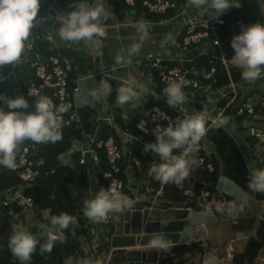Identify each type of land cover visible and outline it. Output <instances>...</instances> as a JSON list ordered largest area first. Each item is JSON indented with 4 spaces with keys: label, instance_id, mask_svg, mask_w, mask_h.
<instances>
[{
    "label": "built area",
    "instance_id": "1",
    "mask_svg": "<svg viewBox=\"0 0 264 264\" xmlns=\"http://www.w3.org/2000/svg\"><path fill=\"white\" fill-rule=\"evenodd\" d=\"M123 1L129 7L123 12L125 21L120 22L116 20L117 23H115V26L135 28L133 25L136 21H144L148 26L147 30L163 37L162 42L156 44L158 50L156 54H148L138 65L145 69L149 74V79L159 83L161 88L168 81L180 80L184 82L183 92L185 99L181 105L169 107L165 103L163 95L160 93L157 94V96H153L151 93L144 95L143 89L136 88L133 84L129 85L138 92L141 98L139 105L136 108L130 107L128 114H124V112L120 113V115H118L119 118L111 113L99 115L95 119V134L85 136L82 141H73L70 149L66 153L60 155L58 160L59 164L65 166L67 162L70 161L72 154H80L78 163L82 166L88 165L85 169V175L88 181L87 193L90 196L93 197L95 195V191L102 183L104 187L109 185L116 186L134 202L133 206L130 208L120 212H110L107 218L104 221H100L98 225L93 226L85 222V229L88 232L86 241L81 246L74 248L70 254L76 257L90 256L96 259V261L100 259L101 261L99 260V264H114L119 257L123 258L127 252L156 251L157 256L154 264H157L163 249L153 247L152 245L139 246L138 243L133 247H114L111 244L112 238L122 234L121 232L124 224H128L129 226L132 213L139 212L142 214L144 210H159L162 212L167 209H173L181 211L182 214H180V218L174 220V222H183V231L185 225L192 219V216L205 213L210 209L208 206L211 200L209 201L207 199L210 195L207 187H210V184L205 183L203 189L199 191L197 196V209L186 206L177 208L163 206L164 187L167 183H161L156 180L149 173V169L147 174L141 177V188L138 189L134 186L135 182L131 172L134 169H139L140 161L131 158L124 161V157L131 156L133 152L131 150L132 147L142 148L143 143L139 142V138L129 134L126 128L130 125L132 120L136 118L134 124L135 129L142 135L148 136L157 125L164 126L166 123L172 120L182 119L186 115L203 112L207 113L210 118H215L217 115H222L226 110L234 108V114L236 116H245V131L248 137L254 141L259 139H263L262 141H264V114L260 111V109H264V102L262 100L259 103H252L249 100L250 95H248L250 91L256 93V90L264 89V75L252 82L240 78L237 81H230L226 87L214 88L218 81L216 75L219 70L227 74L230 80L231 75L228 74L229 68L232 66L237 68L239 66L236 65L232 57L226 56L224 48L218 39V33L221 27L225 25L223 14L219 17L210 18L207 16L206 4L201 5V7H195L192 4V0H185L179 3L170 0H144L141 6L145 12H142L138 19H134V1ZM95 2L102 3L105 9H107L106 4L102 0H95ZM146 12L158 16L166 15L168 12H173V14L168 19L153 22L144 20V14ZM44 15L41 20L45 19ZM49 35L50 34L47 32L38 33L31 29L26 50L15 62V65H9V70L5 79L8 80L16 77V64H28L29 68L34 72L36 81L29 84L26 92L27 98L34 100V97L28 95V92L36 90L39 94L48 96L53 101L54 105L69 104L70 107L68 110L62 114V127H69L73 124H79V110L81 108L91 106L88 103L89 94L83 93L82 86L84 85L81 83L87 80L93 81L98 86V94L105 96L107 93L105 94L103 92L102 84L104 82L109 84L108 77L106 71L102 70H98L95 74L80 75L75 70L69 58L51 56L46 61H43L40 53L36 51L35 47L42 42L51 46L53 41L48 39ZM201 57L206 61L202 66L199 61ZM223 70L225 72H223ZM119 81L125 82L124 80ZM7 97L14 96L0 86V101ZM222 101H224V104L222 108H219V104ZM257 105L259 107H257ZM0 107H5V110H7L2 102H0ZM170 109L174 115L168 113ZM163 114L167 115L168 120L164 119ZM140 121H145L144 127L147 131H142L137 127ZM209 126L210 120L206 127L209 128ZM224 127L228 134L233 139L237 140V131L234 126L231 125L230 122H226ZM105 128H108L107 137L105 139H98L97 136L99 132L101 129ZM116 135L120 141V145L116 143L114 137ZM244 142L245 143L241 144L239 141V151L244 159L249 161L244 156L242 148L243 146L250 147V145L246 140H244ZM82 145H84L85 148H82ZM32 148L33 144L28 140H24L19 145V150L17 152V175L23 185L17 188L13 187L0 191V209L10 210L8 222H13L18 214L28 213L36 209L32 194L27 193L25 190L26 187L31 185L40 175L43 160L39 158L35 161L29 157V152ZM98 151L105 156V160L109 166V170L102 174L101 181L96 177ZM212 152L213 146L207 142L205 134L197 145V151L194 154L195 163L192 168L197 172L206 170L211 172L213 170V165L211 162L207 161V158ZM146 155L150 158L149 166L154 162H158L154 154L146 153ZM256 159L264 166V151L260 155H257ZM121 164L126 165L125 182L117 177L121 172ZM49 173H54V170L50 169ZM193 180L194 175L193 172L190 171L189 175L185 178L188 188L183 191L184 196L193 195ZM169 183L172 182H168V184ZM69 192L73 199L79 196V190L74 184L69 186ZM218 194V199L222 207L231 206L223 200L222 194L219 192ZM74 207L76 215L83 221H86L87 219L83 214V208L76 204ZM43 212L47 214L46 218H49V210ZM126 212L128 213L127 216H125ZM116 215H119V217L117 218ZM0 218H2L1 213ZM258 218L259 221H261L262 213L259 214ZM140 221L142 224V215L140 216ZM144 221V223L153 222L148 218ZM195 222L196 223L192 225V230L188 233L190 237V242L188 244L198 242L203 244L206 239H208V221L205 218H198ZM119 223H121V229ZM182 231L166 233L167 236H169V238H167V247L185 244L178 242ZM159 233L165 234L161 231ZM57 244L58 242L54 247H56ZM7 249V237L2 238L0 232V264L4 261L3 250ZM218 263L233 264V252L230 247L224 250L223 257L220 258ZM5 264H21V262L15 256L11 255ZM130 264L137 263L130 261ZM252 264H264V251H260L257 254Z\"/></svg>",
    "mask_w": 264,
    "mask_h": 264
},
{
    "label": "clouds",
    "instance_id": "2",
    "mask_svg": "<svg viewBox=\"0 0 264 264\" xmlns=\"http://www.w3.org/2000/svg\"><path fill=\"white\" fill-rule=\"evenodd\" d=\"M195 7L206 4L207 16L219 17L230 7H240V0H192ZM40 0H0V66L13 64L26 50L27 40L34 21L38 16ZM50 9V8H49ZM49 12V10H48ZM47 12V13H48ZM46 13V14H47ZM45 17V15H44ZM58 25L55 32L49 35L50 41L57 38L66 42L99 39L105 36L106 23L109 15L102 3L95 0H73L71 10L57 12L54 16ZM35 27V26H34ZM140 33L139 42L127 48V56L135 55L143 40L148 36V26L144 21H136L133 25ZM233 50L232 59L241 69V78L245 81H255L264 74V24L251 23L242 26L237 34L229 41ZM117 64L126 63L121 54L115 56ZM184 82L180 80L168 81L160 90L165 103L169 106L181 105L184 102ZM103 92L110 91L109 84H102ZM144 95L154 90L143 89ZM33 96L31 109L24 95L3 98L5 107H0V166L15 169L18 166L17 152L24 140L34 143H55L62 139L63 113L69 104L54 105L53 101L38 91L28 92ZM93 98L98 93L92 91ZM141 98L131 86H122L118 90L117 102L129 104L136 108ZM135 102V103H133ZM164 119L168 120L166 114ZM221 127L227 118L217 115L210 118L207 113L197 112L186 115L182 119L172 120L164 126L157 125L151 131L154 139L143 144L144 153L154 154L158 162L152 163L149 173L161 183H181L188 175L195 163L194 154L197 145L208 131L206 125ZM145 121L137 125L142 131ZM22 162V161H21ZM247 187L255 192H264V167H253L248 173ZM133 200L116 186H101L95 195L84 201L83 214L93 221H104L110 212H120L133 206ZM75 216L60 212L50 215L47 223L39 225L46 241L40 247L41 253L51 252L57 242L66 239L65 229L76 224ZM153 247L166 249L168 240L163 235L149 238ZM38 238L29 231L21 221L12 224L7 237V246L13 256L21 264H27L31 255L37 249ZM62 264H99L90 256L76 257L72 254L63 257Z\"/></svg>",
    "mask_w": 264,
    "mask_h": 264
},
{
    "label": "trees",
    "instance_id": "3",
    "mask_svg": "<svg viewBox=\"0 0 264 264\" xmlns=\"http://www.w3.org/2000/svg\"><path fill=\"white\" fill-rule=\"evenodd\" d=\"M64 3L71 0H60ZM107 7V11L110 13L111 18L117 21H124L125 17L123 12L125 9L129 8L123 0H102ZM135 12L134 19H138L142 12L145 10L142 8L141 3L144 0H133ZM172 2H183L185 0H170ZM131 9V8H130ZM173 12H168L166 15L158 16L152 13H145L144 20L157 22L159 20L168 19ZM223 19L225 20V25L221 27L218 33V39L220 40L226 56L232 57L233 50L229 45V41L234 34H237L242 26L251 24V23H261L264 24V15L260 7V0H240V7H230L223 13ZM34 32H38L35 27H32ZM36 51L40 53L43 61H46L51 56L69 58L74 64L80 59V56L71 50H56L47 43H39L35 47ZM200 65L202 66L205 63L204 58H200ZM16 77L15 85L18 88L17 95H24L29 102V110L31 109L33 99H29L26 96L27 88L29 84L33 81H36L33 70L29 68L28 64L18 63L16 64ZM223 72H225L223 70ZM241 69L239 67H230L229 76L225 73H217L218 81L215 84L214 88L226 87L230 81H237L241 78ZM262 74L261 76H263ZM260 76V77H261ZM110 91L105 95L101 96L98 94V98H93L92 106H86L79 110V124H73L69 127H62V139L55 143H34L33 148L29 152V157L32 160H38L41 158L43 160V165L41 167L40 175L35 179V181L26 187V192L31 193L34 199V204L36 209L40 211L49 210V217L52 214H59L60 212H67L77 219L78 231L75 234H81L87 236V230L85 229V222L76 215L74 205H79V207H84V201L92 198L87 193V179L85 175V169L88 165H80L78 163L79 153L72 154L70 161L76 164V168H71L68 164L60 165L59 157L60 155L66 153L73 141H82L87 135L95 134V119L99 115L113 114L115 116L120 115V109L115 106L117 102L118 89L115 87L113 81L109 82ZM258 93L259 99H264V89L256 90ZM250 94L249 97H251ZM224 101L219 104V108H222ZM233 107V106H232ZM257 107H259L257 105ZM234 108L226 110L222 115L227 118V122L234 126L237 131V134L245 131V116H236L234 114ZM261 113L264 114V109H260ZM169 114L174 115L172 110L168 111ZM119 118V116L117 117ZM136 118L132 120L130 125L126 128V131L132 136L139 138V142L145 143L154 139L153 135L148 136L142 135L135 129ZM223 126L215 127L209 126L208 131L206 132V140L213 146V152L207 158V161L211 162L213 165V170L197 172L191 166L190 171L194 175V184L192 187V196H184L183 191L188 188V184L185 179L179 183H167L164 187V201L163 206L165 207H189L192 209H197V196L199 191L203 189V185L206 183L210 184V187H207L210 195L207 198L209 201L214 199L219 202V194L215 190L216 182L220 176L225 177L230 180L234 185L240 188L245 192L250 198L256 199L257 201H264V196L261 195V192H255L250 190L247 187L248 182V173L250 171L249 161L245 160L241 152L239 151V141L233 139ZM246 132V131H245ZM247 134V133H246ZM108 135V128L101 129L98 139H105ZM115 140L118 145L120 141L116 136ZM27 140V139H26ZM246 140L251 149H257V141L251 140L248 135ZM256 147V148H253ZM262 148V147H260ZM131 156L124 157L126 161L128 158L137 159L140 161L139 169H134L131 172L132 177L134 178V186L138 189L141 188V177L144 174H147L150 158L147 157L146 153L142 151L140 147H132ZM262 153V152H261ZM261 153L257 152V155ZM253 158V161L260 166L259 160ZM125 166L121 164V172L117 175L119 179L123 182L126 180V171ZM50 169L54 170V173L50 174ZM109 170V166L105 160V156L98 151V165L96 177L101 181V176L104 172ZM18 167L15 169H8L3 166H0V191H4L9 188H17L23 185L18 175ZM76 185L79 190V196L72 198L69 192L70 185ZM102 186V183L99 185ZM223 200L228 204L232 205L234 199L230 196L223 195ZM262 219L259 221V225L255 230V234L252 237H249L245 242L244 248L240 253L233 254V264H252L254 258L260 251H264V207L262 209ZM216 216V215H215ZM49 218H45L44 223L48 222ZM243 219V218H242ZM242 219L236 220L232 224V230L234 232H249L251 228H245L242 224L245 219H251L249 216ZM249 220V224H250ZM72 224L69 225V229H65L66 236H69L71 233ZM37 234L39 243L37 245L36 251L31 255L30 261L27 264H62V259L56 260V247L52 251L41 253L40 247L46 241L45 237L41 236L40 227H36L33 230ZM196 253L203 255L204 250L202 243H190L182 245H174L163 249L157 264H185V261L181 259L185 254ZM4 261L2 264L11 257V252L3 250Z\"/></svg>",
    "mask_w": 264,
    "mask_h": 264
},
{
    "label": "crops",
    "instance_id": "4",
    "mask_svg": "<svg viewBox=\"0 0 264 264\" xmlns=\"http://www.w3.org/2000/svg\"><path fill=\"white\" fill-rule=\"evenodd\" d=\"M44 18L45 19L42 20L41 23H39V25L36 26L35 28L37 30H39L38 33L47 32L51 35L55 32L58 25L55 22L54 16H52V14L50 12L48 14H46ZM105 23H106L105 36L102 38H99V39H92L91 40V45L93 46L92 50L99 53L98 56H95V59L97 61L98 70L106 71V75L108 77V82L113 81V83L115 84V87L118 90L122 86H129V85L133 84L136 88H141V89L148 88L149 90H154L157 94H159L160 90H161L159 83H157L154 80L151 81V79H149V74L146 71H145V76H143L142 73L140 72L141 66H139L138 63L143 61L148 54H156V52L158 51L156 44H158V42H162L163 37H161L160 35H157L154 32H151L150 30H148V36L152 38L151 39V45H152L154 52L153 53L152 52L140 53V56H142L144 54L145 55L140 57L139 59H138V57H134L135 58L134 59L133 56H131V58L129 56H127V48L132 43L139 42L140 33H138L135 28H124V27L115 26V23H117V21L112 19V18L105 21ZM87 41L88 40H82L79 42H66V41H61L57 38L55 41H53V44L51 45V47H52V49H56V50H71V51L75 52L77 55H79L80 59L77 61L76 64H74L71 59L70 60L73 63L75 70L80 75L84 76L85 74H83L80 71L78 64L88 53H89V55L92 53L91 51L88 52L84 49V47L88 44ZM122 50H123V55H124L127 62L117 64L116 60H115V56L118 54H121ZM101 61L104 62V64H105L103 67L100 65ZM9 65L10 64H5V65L0 66V86H2L5 90H7L13 96H16L17 92H18V88L15 85V78L8 79V80L5 79L7 76L8 70H9ZM132 66L135 67V69H134L135 74H138L139 77L141 78V80H142L141 83L137 82L136 77L133 74L128 76L127 79L123 78V76H122L123 70L126 68H129V67L131 68ZM119 80H124L125 82L121 81L122 84H118L117 82H120ZM87 81H89V80H87ZM87 81L82 82L81 84L84 85V86H82L83 91L85 93L89 94L88 95V99H89L88 103H89V105L92 106L93 96L91 95V92L94 91V85L97 89H98V86L96 85V83H94V85H93V83H91L92 81H89V83ZM117 84L120 87L117 86ZM257 94L258 93H254L250 97L253 100L257 99V101H255L254 103H259L260 101L263 100V99H259ZM133 103H135V102H133ZM139 103L140 102H138V105H139ZM129 107H130V105H129ZM98 129H99V127H98ZM262 167H264V166H262ZM216 190L220 194H223V195L225 194L227 196H230L231 198L234 199V202L231 206H229V207L225 206L226 207L225 208V207L221 206L220 202H218L216 200H211L209 202V206H208L210 209L207 212L199 213L196 216H192V218H194V221H197L198 218H205L208 221V225H207L208 239H206V241L202 244V247H204V245L206 246L207 243H211L210 244L211 248L209 250H206L205 253H203L200 264L202 263L205 255L209 252H210V258L211 259H213L214 261H217V262L220 260V258L217 255V250L220 248L218 246L219 245L218 243H220V242L225 243V245L223 246V251H222L221 257H223L224 250L227 247H230L232 249V247H233L232 244L234 242H235L234 249H243L245 242L244 243L240 242L241 241L240 237L247 236V238H248V237L254 236V234H255L254 231L257 228V226H255L252 230V233H250L251 230L247 233L246 232H232L231 226H230L231 225L230 221H232L233 219H236V220L239 219V215L243 211L244 207L247 208V206L249 205L250 197L245 192H243L240 188H238L236 185H234L230 180L226 179L225 177H220L217 180ZM258 202H262V209H263L264 201H258ZM173 208H177V207H173ZM222 214H223V216L225 215L223 218H222ZM242 216H240V219L243 218ZM256 216L259 217V214ZM116 217L118 218L119 215H116ZM86 219H87V217H86ZM95 223H97V224H93V226L98 225L100 223V221H97ZM213 225H215V226H213ZM209 226H213V227L209 228ZM121 228L122 227L120 225V229ZM190 231L191 230L185 232L184 235H180V237L182 239L179 238L178 242L188 244L190 242V237L188 235V233ZM250 234H252V236ZM221 235H222V238L221 237L219 238L218 236H221ZM220 239H222V241H220ZM85 241H86V239H85ZM212 246L219 247V248L218 249H212ZM232 252H233V250H232ZM233 254H234V252H233ZM97 261L99 262V260H97Z\"/></svg>",
    "mask_w": 264,
    "mask_h": 264
},
{
    "label": "rangeland",
    "instance_id": "5",
    "mask_svg": "<svg viewBox=\"0 0 264 264\" xmlns=\"http://www.w3.org/2000/svg\"><path fill=\"white\" fill-rule=\"evenodd\" d=\"M64 5V2L63 1H60V0H56V2L50 7L49 9V12L52 14V16H55V14L57 12H62V6ZM260 7H261V10L263 12V15H264V0H260ZM107 11V10H106ZM48 12V13H49ZM47 13V14H48ZM108 15H109V19L111 18V15L110 13L107 11ZM126 31V30H125ZM151 37L147 36L142 44H141V47H140V50L135 54L133 55V58L134 57H138V59L142 56H140V53H145V52H154L153 48H152V45H151ZM92 40V39H91ZM91 40H88V44L84 47V49L86 51H91L92 53L89 55V53L79 62L78 66L80 68V71L85 74V75H89V74H95L97 71H98V68H97V61L95 59V56H98V52H95L93 51V46L91 45ZM133 44V43H132ZM131 58V56H130ZM135 59V58H134ZM100 65L103 67L105 64L104 62H100ZM134 69L135 67L132 66L131 68H126L123 70L122 72V76L123 78L127 79L128 76H130L131 74L135 75L136 77V80L137 82H140L141 83V78L139 77L138 74H135L134 72ZM140 72L142 73L143 76H145V69H143L141 67L140 69ZM91 81V80H89ZM89 81H87L89 83ZM91 83H93L94 85V82L92 81ZM118 84H122L121 82H117ZM117 84V86H119ZM139 84V83H138ZM120 87V86H119ZM94 91H96L98 93V89L95 87L94 85ZM85 94V92H83ZM250 94H254V92L250 91L248 93V95ZM250 102L254 103L255 101H257V99H251L249 98ZM263 102H264V99H263ZM115 106L118 107L120 109V112L124 114H128L130 110V107H129V104H119L118 102L115 103ZM236 134V133H235ZM238 136V139L240 140V143L243 144L245 143L244 142V139L247 138V134L245 131L243 132H240L237 134ZM263 139H259L257 141V149H250V147H246V146H243V154L244 156L249 160V166H250V170L253 168V167H262L260 165H258L257 163H254L253 161V158L257 156V152L258 153H261L264 151V141H262ZM262 147V148H260ZM82 148H85L84 145H82ZM253 148H256V147H253ZM67 164L75 169L76 168V164L71 162V161H68ZM261 195L264 196V192H261ZM9 211L10 210H3V209H0V213L2 214V218H0V232H1V237L2 238H5V237H8V235L10 234V227L12 224H15L16 222L18 221H21L24 226L29 230L31 231L34 235L37 236L38 233H35L33 230L34 228L36 227H39V225L41 223H44V218L47 217V214L43 211H40V210H37L35 209L34 211H31V212H26V213H22V214H18L15 218H14V221L13 222H8L9 220ZM262 212V202H258L256 199L253 200V198H250L249 199V205L247 206V208L244 207L243 211L240 213L239 215V219H240V216L244 218L246 217H250L251 219H245L244 222H243V226L245 228H251V232L252 233V230L255 226H258L259 225V219H258V214H260ZM225 216V215H224ZM223 214H222V218L224 217ZM242 219V220H243ZM249 220L250 221V224H249ZM236 222V219H233L232 221H230V226H231V230H232V222ZM84 222H87V224H90V225H93V224H97L95 222L97 221H93L91 220L90 218L87 217V220L84 221ZM196 222L194 221V218H192L187 225H185L181 235H184L185 232L189 231V230H192V225H194ZM121 225V223H119V226ZM215 226V225H213ZM213 226H209V228H212ZM219 226V225H218ZM78 225L77 224H72V227H71V233L69 236H66V239L64 242L62 243H58V246L56 247V260H60L62 259L63 260V257L66 256V255H69L72 250L76 247H79L81 246L83 243H85V239L87 236H83L81 234H75L76 231H78ZM256 230V229H255ZM42 231V230H41ZM232 232H234L232 230ZM255 232V231H254ZM245 234V233H244ZM252 236V234H250ZM41 236L45 237V235L43 234V232L41 233ZM219 238L221 237L222 238V235L221 236H218ZM181 238V237H180ZM249 238V237H248ZM247 236L245 237H240L241 241L240 242H246L248 240ZM46 239V237H45ZM182 239V238H181ZM232 239V238H231ZM220 241H222V239H220ZM210 244L211 243H207L206 246L204 245L203 247V250H204V253L206 250H209L211 247H210ZM219 247H215V246H212V249H218L217 250V255L219 258H221L222 256V251H223V246L225 245L224 242H220L218 243ZM234 244L235 242L232 244V250L234 252V254L236 253H240L241 250L243 249H234ZM244 247V246H243ZM242 247V248H243ZM203 255H199V254H196V253H191V254H185L184 256L181 257V259L183 261H185V264H200V261H201V258H202ZM105 257V255H104ZM104 259V258H103ZM96 260V259H95ZM100 260V259H99ZM101 261V260H100ZM117 264H126V262L124 261V259L122 257H119L116 261ZM201 264H219L217 261H214L213 259L210 258V252L207 253L205 255V257L203 258V261Z\"/></svg>",
    "mask_w": 264,
    "mask_h": 264
},
{
    "label": "water",
    "instance_id": "6",
    "mask_svg": "<svg viewBox=\"0 0 264 264\" xmlns=\"http://www.w3.org/2000/svg\"><path fill=\"white\" fill-rule=\"evenodd\" d=\"M55 0H42L39 5L38 16L34 21V25L38 26L41 23V18L46 14ZM56 2V1H55ZM73 0L66 2L62 6V11L71 10ZM127 212L125 216H127ZM181 211L167 209L160 212L159 210L148 211L144 210L141 213L134 212L131 214L130 224H124L122 228V234L115 236L111 240L112 246H130L133 247L136 243L139 246L151 245L149 238L154 235H163L166 238H169L166 233L180 232L184 226L183 222H174V220L180 218ZM142 215V222L144 223L145 219L148 218L150 221L148 223H142L140 221V216ZM165 233L160 234L159 232ZM156 251H141V252H127L125 253L123 259L126 264H130V261L136 262L137 264L152 263L156 262ZM114 264H117L116 262Z\"/></svg>",
    "mask_w": 264,
    "mask_h": 264
},
{
    "label": "bare ground",
    "instance_id": "7",
    "mask_svg": "<svg viewBox=\"0 0 264 264\" xmlns=\"http://www.w3.org/2000/svg\"><path fill=\"white\" fill-rule=\"evenodd\" d=\"M40 1H42V0H40ZM55 1H56V0H55ZM55 1L53 2V4L55 3ZM53 4H52V5H53ZM52 5H51V6H52Z\"/></svg>",
    "mask_w": 264,
    "mask_h": 264
},
{
    "label": "flooded vegetation",
    "instance_id": "8",
    "mask_svg": "<svg viewBox=\"0 0 264 264\" xmlns=\"http://www.w3.org/2000/svg\"><path fill=\"white\" fill-rule=\"evenodd\" d=\"M65 4V3H64Z\"/></svg>",
    "mask_w": 264,
    "mask_h": 264
}]
</instances>
